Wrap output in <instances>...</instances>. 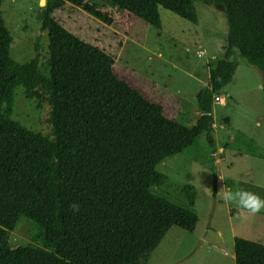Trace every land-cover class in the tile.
<instances>
[{
    "label": "trees",
    "instance_id": "trees-1",
    "mask_svg": "<svg viewBox=\"0 0 264 264\" xmlns=\"http://www.w3.org/2000/svg\"><path fill=\"white\" fill-rule=\"evenodd\" d=\"M107 1L158 23L160 7L197 24V3L226 6L225 57L210 65L197 94L200 117L188 126L166 117L161 104L116 74L109 55L56 21L62 5L81 7L83 0H47V58L37 46L26 63L11 56L14 39L0 0V264H149L173 227L194 232L199 223L196 188L184 186L185 206L157 195L155 183L166 180L157 168L201 154L203 139L217 194L215 97L234 80L237 56L264 71V0ZM18 90L50 106L48 135L13 119ZM23 219L33 226V245L13 248L10 234ZM234 255L236 264H264V245L235 238Z\"/></svg>",
    "mask_w": 264,
    "mask_h": 264
},
{
    "label": "rangeland",
    "instance_id": "rangeland-1",
    "mask_svg": "<svg viewBox=\"0 0 264 264\" xmlns=\"http://www.w3.org/2000/svg\"><path fill=\"white\" fill-rule=\"evenodd\" d=\"M46 5L47 0H5L4 17L14 39L11 56L17 62L34 59L37 46L43 60L47 58L48 33L41 24ZM196 11L194 24L160 7L158 23L135 16L118 1L83 0L81 7L65 3L53 16L65 29L109 55L116 74L161 104L166 117L193 126L200 117L197 94L209 82L210 65L225 57L229 30L226 6L197 3ZM237 64L234 80L217 94L221 99L214 104V158L221 173L217 194L212 155L204 139L201 154L175 156L158 166L166 180L157 181L154 192L185 206L183 188L193 185L199 223L194 232L173 227L149 264H236L235 238L264 245V212L242 215L236 201L222 198L227 187L264 199V71L239 56ZM49 116V105L40 107L18 90L15 121L48 135ZM248 140L258 147V154L251 153ZM32 229L27 219L21 220L10 234L11 246L33 245Z\"/></svg>",
    "mask_w": 264,
    "mask_h": 264
},
{
    "label": "clouds",
    "instance_id": "clouds-1",
    "mask_svg": "<svg viewBox=\"0 0 264 264\" xmlns=\"http://www.w3.org/2000/svg\"><path fill=\"white\" fill-rule=\"evenodd\" d=\"M257 127H259V122H257ZM222 198L226 202L236 201L242 215L244 213L255 215L264 212V199L253 192L244 189L233 192L231 188L225 187ZM69 207L73 211L79 210V205L77 203H72Z\"/></svg>",
    "mask_w": 264,
    "mask_h": 264
},
{
    "label": "built area",
    "instance_id": "built-area-1",
    "mask_svg": "<svg viewBox=\"0 0 264 264\" xmlns=\"http://www.w3.org/2000/svg\"><path fill=\"white\" fill-rule=\"evenodd\" d=\"M221 96L220 95H216L215 97V102H220Z\"/></svg>",
    "mask_w": 264,
    "mask_h": 264
},
{
    "label": "bare ground",
    "instance_id": "bare-ground-1",
    "mask_svg": "<svg viewBox=\"0 0 264 264\" xmlns=\"http://www.w3.org/2000/svg\"><path fill=\"white\" fill-rule=\"evenodd\" d=\"M43 3H44V0H43Z\"/></svg>",
    "mask_w": 264,
    "mask_h": 264
}]
</instances>
